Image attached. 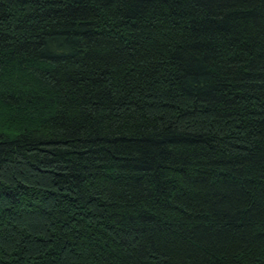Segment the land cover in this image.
I'll list each match as a JSON object with an SVG mask.
<instances>
[{
  "label": "trees",
  "instance_id": "16d2710c",
  "mask_svg": "<svg viewBox=\"0 0 264 264\" xmlns=\"http://www.w3.org/2000/svg\"><path fill=\"white\" fill-rule=\"evenodd\" d=\"M0 264H264V0H0Z\"/></svg>",
  "mask_w": 264,
  "mask_h": 264
}]
</instances>
